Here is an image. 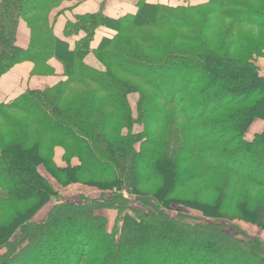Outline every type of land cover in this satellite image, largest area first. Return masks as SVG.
<instances>
[{"label": "trees", "instance_id": "obj_1", "mask_svg": "<svg viewBox=\"0 0 264 264\" xmlns=\"http://www.w3.org/2000/svg\"><path fill=\"white\" fill-rule=\"evenodd\" d=\"M66 1H0V80L25 62L33 76H51L53 59L66 77L0 104V264H264V241L233 225L264 231V132L246 140L264 121L255 63L264 57V0H141L117 19L104 3L60 38L53 13ZM103 27L112 35L93 49ZM255 29L258 37L243 36ZM82 34L71 49L67 40ZM91 53L104 70L87 64ZM57 147L66 167L54 160ZM41 169L65 190L99 195L65 200ZM201 181L211 202L177 195ZM106 210L117 212L111 230Z\"/></svg>", "mask_w": 264, "mask_h": 264}, {"label": "crops", "instance_id": "obj_2", "mask_svg": "<svg viewBox=\"0 0 264 264\" xmlns=\"http://www.w3.org/2000/svg\"><path fill=\"white\" fill-rule=\"evenodd\" d=\"M141 0H71L64 2L53 13L55 21V34L57 37L64 38V29L69 21H75L77 16H82L91 13H97L101 10L102 4L105 3V15L110 18H120L128 14H135L137 12L138 2ZM149 4H163L171 7H177L186 2L187 0H146ZM208 0H193L189 2L192 6L207 3ZM25 23V22H24ZM23 26V27H22ZM112 30L103 27L100 28L92 43V48L97 49L104 38L109 37ZM83 36L72 37L68 39L71 49H74L75 43ZM30 42V31L25 25L20 24L18 33V45L27 49ZM89 66L104 70L100 62L97 60L93 53L89 54L86 58ZM50 67L54 70L51 76H33L34 65L30 62H25L15 66L9 73L4 75L0 80V104L8 103L16 100L18 97L31 90H44L53 87L60 82L66 80L64 69L61 63L53 59L49 62ZM259 66L261 67L260 63ZM103 68V69H102ZM264 68V61H263ZM264 75V74H263ZM59 152H64V150ZM58 152V151H57ZM58 154V153H57ZM62 156V154H61Z\"/></svg>", "mask_w": 264, "mask_h": 264}, {"label": "rangeland", "instance_id": "obj_3", "mask_svg": "<svg viewBox=\"0 0 264 264\" xmlns=\"http://www.w3.org/2000/svg\"><path fill=\"white\" fill-rule=\"evenodd\" d=\"M188 2H189V0H187L186 2H183L182 4L191 5ZM190 2H193V0H190ZM208 2H209V0H208ZM21 24L22 25H25L24 22H21ZM256 31H257V29H255V34L251 33V34H246V35H243V36H245L248 39L252 38L253 36L258 37L259 35H258V32H256ZM239 45H242V47H243V44L242 43H239ZM263 61H264V57H260V58L255 59V63L259 67L262 75L264 74ZM259 63L261 65V67L259 66ZM137 82L139 84H142V82L139 81V80H137ZM138 100H139V95L138 94H133V95L130 96V101H131V104H132V109L135 111V113H136V110H137ZM169 110L170 111H174V108H169ZM135 129H136V132L137 133H141V131H142V128L141 127H137L136 126ZM263 132H264V121L263 120H260V119H257L254 122V124L250 127L248 133L246 134V140L247 141H252V140L255 139V137L258 134H261ZM57 149L63 150V148H61V147H57L55 149V158H54V160H55V162H56V164L58 166H60V167H66L67 165H66L65 160H64L65 152H59L60 150H57ZM61 154H62V156H61ZM78 163H79V160L75 159L74 160V164H78ZM41 173L47 179H49V181L54 185V187L56 188V190L60 193V195L65 200H72L73 202H75V201L76 202H80L81 201V198H83V197H87V196H93V197H95V196L99 195L94 190L89 189L87 187H81V185H74V187H70L67 190H65V189L61 188L57 184V182L50 175H48L46 173V171L44 169H41ZM223 177H228L229 178L230 175H225ZM103 178H104V180L106 179L105 177H103ZM107 181H109V178L106 180V182ZM215 182L221 184L222 180L221 179H218V177H217V178H215ZM203 187L205 189L206 186H205V182H202V181L199 182L197 185H194V186L190 184L189 186H185L184 188L178 190L177 195L180 194L184 198L190 199L195 194V192H196V193H199V195L201 197H204V199H206L207 201H210L211 202L213 200L212 197L214 195H212L210 192H206L205 193ZM144 190H150V188L149 187H147V188L145 187ZM258 198L259 199H264V194H262ZM54 204H55V202H53L52 204L48 205L45 209H43L37 215L36 221H39L42 218H44L48 214V212L50 211V209L52 208V206ZM179 210H182V213L183 214L190 215L191 217H195V215H197V216L200 215V213H198V212H195V211H192V210H186L185 208H174L172 215H176V211L179 212ZM100 214L103 215V216H106L108 218V220H109V229L110 230L113 229V227L115 225V220H116V217H117V212L116 211L106 210V211H102ZM233 225H235L237 227V230L236 231H243L244 234H247L251 238H259V239H261V240L264 241V231H262L261 229H259L257 226H255L253 224H249V223H244V222H236ZM232 227H233V229H232ZM228 231L231 232V233H235L234 226H228Z\"/></svg>", "mask_w": 264, "mask_h": 264}]
</instances>
